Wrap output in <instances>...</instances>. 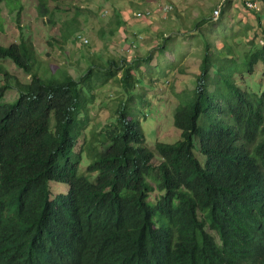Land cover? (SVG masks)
<instances>
[{
	"label": "trees",
	"instance_id": "16d2710c",
	"mask_svg": "<svg viewBox=\"0 0 264 264\" xmlns=\"http://www.w3.org/2000/svg\"><path fill=\"white\" fill-rule=\"evenodd\" d=\"M36 1L44 18L49 0ZM232 3H220L221 16ZM2 4L23 10L20 0ZM256 21L262 46L250 41L239 64L207 41L191 98L174 110L180 140L154 151L132 105L138 60H92L78 80L56 70L41 78L22 33L18 43L0 45V60L30 77L22 84L0 66V99L10 80L18 93L0 104V264H264V85L242 90L234 80L258 64L264 79L260 13ZM78 32L76 19L62 22L59 42ZM118 73L125 99L114 124L100 135V149L94 137L75 153L95 83ZM83 151L91 161L79 175ZM148 177L161 193L154 203ZM50 183L66 185V193L51 198Z\"/></svg>",
	"mask_w": 264,
	"mask_h": 264
},
{
	"label": "rangeland",
	"instance_id": "374dc122",
	"mask_svg": "<svg viewBox=\"0 0 264 264\" xmlns=\"http://www.w3.org/2000/svg\"><path fill=\"white\" fill-rule=\"evenodd\" d=\"M20 2L23 5L20 15L16 11L10 13L4 4L0 5V45L7 47L18 43L22 33L24 39L32 43L41 63L37 67L41 78L48 71L55 77L58 76L56 71H66L78 80L87 72L92 60L103 64L110 58L140 62L133 72L138 93L134 94L132 105L139 111L144 142L152 151L157 143L172 144L180 140L179 131L173 126L174 110L181 101L191 98L190 91L195 87L207 41L212 50L218 49L214 50L216 55L230 52L238 64L250 49V41L255 42V48L262 46L256 21V14L260 13V22L264 26L262 0L256 1L258 10L254 12L243 10L238 0L232 1V7L224 9V14L221 16L220 13L216 21L212 20L211 13L217 5L220 7L221 0H49L44 18L38 15L36 0ZM164 5L171 6V10L160 11L159 7ZM76 8L82 12L78 17L74 16ZM147 11L149 15L145 18L134 16V13ZM50 19L56 24L48 23ZM73 19L79 22L80 32L65 44L59 42L62 22ZM77 35L87 39L88 45H80ZM133 43L135 48L130 46ZM128 47L130 51H127ZM147 56H150L149 61L145 60ZM0 66L20 83L30 81V77L9 60H0ZM241 72H236L234 80L242 90L251 87L253 91H259L264 85L261 64L255 66L250 75L240 76L238 73ZM119 77L120 73L115 79L95 83L86 127L77 141L75 153L90 145L89 141L94 137L97 143L93 146L100 149V135L114 124V109L125 99ZM5 83L0 76V87ZM10 83L11 89L5 92L0 104L18 97ZM81 153L78 174L86 175L91 160L86 151ZM159 162L158 157L153 159V165ZM147 179L154 189L148 201L154 203L161 193L156 189L154 179ZM49 189L53 198L66 193L67 186L50 183Z\"/></svg>",
	"mask_w": 264,
	"mask_h": 264
},
{
	"label": "built area",
	"instance_id": "2783aa9c",
	"mask_svg": "<svg viewBox=\"0 0 264 264\" xmlns=\"http://www.w3.org/2000/svg\"><path fill=\"white\" fill-rule=\"evenodd\" d=\"M225 1L226 0H221V3H224ZM232 1L234 2L235 0H232ZM238 1H240L242 3V6H244L248 10H253V11L258 10V8H257V2L255 0H238ZM159 9L162 12H168V11L171 10V6L164 5L162 7H159ZM219 14H220V7L218 6L216 9H214V11L212 13V20L213 21H216L219 18ZM148 15H149V12L148 11L145 12V13L138 12V13H135L134 14L135 18H139L141 16L143 18H145ZM78 40L81 41V43H83V44H87L88 43L87 39H83L81 37H78ZM131 47L134 48L135 47V44H132Z\"/></svg>",
	"mask_w": 264,
	"mask_h": 264
},
{
	"label": "clouds",
	"instance_id": "9594fccd",
	"mask_svg": "<svg viewBox=\"0 0 264 264\" xmlns=\"http://www.w3.org/2000/svg\"><path fill=\"white\" fill-rule=\"evenodd\" d=\"M169 12V11H168ZM140 13H144V12H140ZM165 13V12H164ZM135 14V13H134ZM78 37H81V36H79V35H77V39H78ZM138 39H141V38H138ZM88 41V40H87ZM80 43H81V41H80ZM81 44H83V43H81ZM88 44V43H87ZM87 44H83V45H87ZM133 44H135V43H133ZM130 46H132V44L130 45ZM135 48V47H134Z\"/></svg>",
	"mask_w": 264,
	"mask_h": 264
}]
</instances>
